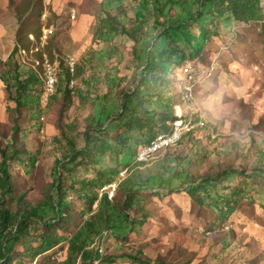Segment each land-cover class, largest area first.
<instances>
[{
	"label": "rangeland",
	"instance_id": "374dc122",
	"mask_svg": "<svg viewBox=\"0 0 264 264\" xmlns=\"http://www.w3.org/2000/svg\"><path fill=\"white\" fill-rule=\"evenodd\" d=\"M111 1L114 16L122 17L130 29L139 25L135 21L136 0H0L1 60H10L20 34L52 24L59 47H51L52 54L47 53L43 60L38 54L46 51L48 43L31 44L21 59L23 71L37 69L44 78L47 58L61 65L60 56L71 54L78 62V75L71 85L73 102L65 105L68 78L63 72L59 98L38 113L37 119L43 123L23 118L17 135L9 108L16 103L0 77V142L7 146L14 138L19 148L29 152L12 165L17 195L11 203L17 205L19 196L33 205L42 201L53 184L58 160L67 157L60 166L70 204L66 221L53 229L33 222V231L19 237L18 254L26 264L66 262L71 256L72 237L92 211L98 210L99 201L89 209L88 201L78 195L83 184L100 179L117 181L120 172L129 168L115 197L121 201L129 179L139 174L149 177L171 166L187 168L196 178L231 173L225 180L226 190L218 188L217 192L223 197L236 196L231 205L234 211H226L222 217L221 209L213 205L216 190L212 197L206 195L203 203L184 191H144V211L131 212L137 221L135 231L126 238L112 231L97 238L92 248L100 244L104 253L94 264H137L130 258L136 254L166 264H264V19L251 23L217 21L219 28L211 30L202 53L186 60L200 77L194 100L186 106L205 119L207 129L184 138L157 160L139 165L135 162L139 149L160 135L164 122L172 126L167 121L169 115L180 113L174 109L181 102L180 73L175 81L172 72L163 82V71L157 78L145 75L146 49L155 39L149 38L143 50L139 47V62L135 60L138 45L132 38L115 36L111 43L96 39L102 4ZM43 5L47 18L41 13ZM126 93L137 95L134 102L138 114H154V122L145 120L148 127L138 124V118L119 115ZM165 93L170 101L163 98ZM102 102L107 103L104 117L99 116ZM64 131L75 141L73 153ZM31 155L36 163L27 166ZM2 158L0 151V162ZM96 190L100 196L101 188L96 186ZM45 240L52 248L32 258L33 249L45 247ZM83 263L78 257L77 264Z\"/></svg>",
	"mask_w": 264,
	"mask_h": 264
},
{
	"label": "trees",
	"instance_id": "16d2710c",
	"mask_svg": "<svg viewBox=\"0 0 264 264\" xmlns=\"http://www.w3.org/2000/svg\"><path fill=\"white\" fill-rule=\"evenodd\" d=\"M136 1L138 5L135 7V21L139 25L132 29L128 28L123 22L122 17L114 16L110 12V9L114 5L112 1L108 4H102L104 8L101 9L98 16L99 28L97 29L95 37L98 40H103L108 43H111L115 36L126 35L132 38L138 45L135 53V60L137 62L140 61V52L147 45L149 38L155 39L152 46L146 49V65L144 71L145 75L155 78L161 73L159 71H163V76L160 77L162 82L172 72L174 74L173 80L175 81L176 75L186 64L192 65L190 61L186 60L195 59L202 53L204 46L210 39L211 30L219 28L217 21L221 20L225 23L233 19L244 23H251L255 20L264 19L263 0ZM44 9L45 7L43 5L41 13L44 17H48ZM171 12L174 14L172 15ZM46 30L49 31L47 39L45 38ZM150 31H153L151 35ZM41 42L48 43L46 51L42 50L38 54V58L44 60L47 53L52 54L51 47H59L58 33L55 25H41L34 32H29L24 35L20 34L18 44L10 60L5 62L0 59V77L7 85L10 99L16 103L15 106L9 107L14 123L13 129L15 135L21 132L23 118H30L36 124L43 123V121L40 120L39 122L37 119L38 113L45 112L59 98L58 88L50 96L49 101L45 100L47 92L45 61L43 63L44 78H42L41 72L37 69H31L28 73L23 71L24 64L21 61L23 54H27L30 51L31 44L36 45ZM140 46L142 48L141 50H139ZM68 55L60 56L62 58L60 80L63 72L66 73V77L68 78V89L65 95L66 106L73 102L71 85L73 77L78 75V68L75 75L70 71L66 61ZM37 63L40 65L41 61L39 60ZM173 67L176 68L172 69ZM209 68L211 69L212 67ZM153 95L155 94L153 93ZM124 96L122 109L119 113L121 117L129 115L132 120L138 118V124L142 123L147 127L149 123L145 120L155 121V116L150 111H147L145 115L138 114L134 102V96L136 97V94L126 93ZM163 98L167 101L171 100V97L167 93L163 94ZM102 103L103 105L100 104L99 106L100 117H104V114H107V103ZM104 105L105 107L103 108ZM177 105L182 106L187 117L199 118V115L193 108L189 109L186 106V103L182 100V95L181 102L175 104L174 109ZM43 116L46 117L45 115ZM44 117L43 120L45 119ZM167 119L172 125L177 119V116L171 114ZM207 127L199 131L206 130ZM170 129L171 126H167L166 122H164V125L158 133L165 134ZM64 133L69 144L72 145L71 152L73 153L76 150L75 141L70 133L65 131ZM197 133L184 136L183 139L196 135ZM150 142L148 141L145 145ZM174 147L166 149L161 155L172 150ZM0 151L3 157L0 162V264H26L25 260L16 250L19 237L22 234L28 235L33 231V222L42 224L47 229L61 227L66 221V216L69 214L70 204L67 201L68 193H66L67 189L64 187V179L60 172V166L67 157L65 156L64 160H58L54 170L53 184L46 192L45 198L42 201L33 205L24 200L22 196H19L17 205H14L10 201L17 195L12 165L29 152L19 148L14 138L7 146H3L0 142ZM28 158L30 161H27V166H30V163H36L32 155L28 156ZM126 164V162L123 163L124 167ZM163 171L165 172L153 174L149 177L139 174L137 178L129 179L124 186L125 196L121 201L116 200V198L110 200L106 195L99 201V193L96 190V186L97 188H103L107 183H111L112 180L100 179L94 180V182L89 184H83L78 195L88 201L86 205L89 209H93L94 204L99 201L98 210L92 211V214L84 221L83 225L80 226L79 230L72 237L70 241V259L59 264H77L78 257H81L85 264H94L95 261L101 260L102 255L97 251L96 247L92 248L94 241L97 238H102L105 232L112 231L113 234L120 235L123 238H126L129 233L134 232L137 221L132 218L131 212L137 210L140 213L144 211V208H141L143 201L142 192L150 189H156L158 192L166 191L170 194L184 191L191 198L200 201V203L204 202L206 195L212 197L213 191L216 190L217 198H215L216 203L213 205H217L221 209L222 217H226V211L228 214L234 211L231 205L232 201H235L236 196L223 197L217 192L218 188H221L223 191L226 190L225 180L232 176L231 173L224 171L214 176L206 175L196 178L187 168L174 169L169 166ZM221 202H225L224 205ZM44 245L45 247L33 249L35 252L32 258H37L52 248V244L48 240H45ZM130 258L137 264H166L162 261H152L139 254L131 255ZM56 263L57 261L52 264Z\"/></svg>",
	"mask_w": 264,
	"mask_h": 264
},
{
	"label": "built area",
	"instance_id": "2783aa9c",
	"mask_svg": "<svg viewBox=\"0 0 264 264\" xmlns=\"http://www.w3.org/2000/svg\"><path fill=\"white\" fill-rule=\"evenodd\" d=\"M46 17L47 16H45V18ZM73 18L76 19V13L74 14ZM48 34L49 31L46 30V39L48 38ZM66 61L70 71L73 75H75L78 63L76 56L70 54L67 56ZM44 66L46 70L45 82L47 89L45 100L49 101L50 96L53 95L58 89V84L60 81V64L47 58L45 60ZM179 73L180 74L177 76V81L181 90L182 100L185 103H190L194 100L196 87L200 83L199 73L191 64H186L179 71ZM72 83L74 85L75 81L73 80ZM176 108L177 111H180V113L177 114L176 112L177 119L173 122L170 131L165 134H160L149 144L143 146L136 157L135 162L137 164H147L157 160L163 151L178 145L184 136L197 133L199 130L206 127V121L203 117H199L197 119L193 117H187L183 112L182 106H177ZM129 170V168L123 169L120 172V177L117 181L111 182L110 184L101 188L99 201L104 195L108 196L110 200L115 198L120 186V182L128 176ZM96 249L100 254L104 253L102 245L98 244Z\"/></svg>",
	"mask_w": 264,
	"mask_h": 264
}]
</instances>
